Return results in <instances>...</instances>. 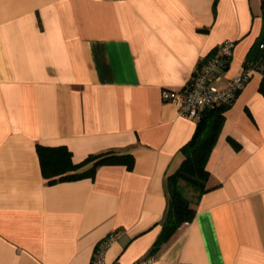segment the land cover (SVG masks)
<instances>
[{"label":"crops","instance_id":"1","mask_svg":"<svg viewBox=\"0 0 264 264\" xmlns=\"http://www.w3.org/2000/svg\"><path fill=\"white\" fill-rule=\"evenodd\" d=\"M264 0H0V264H264L262 72L228 105L194 219L149 251L167 208L165 181L197 121L165 102L220 45L215 85L243 72ZM264 70V68H262ZM238 144L235 148L229 141ZM74 163L130 154L132 169L48 184L36 146ZM90 165L86 166V168Z\"/></svg>","mask_w":264,"mask_h":264},{"label":"trees","instance_id":"2","mask_svg":"<svg viewBox=\"0 0 264 264\" xmlns=\"http://www.w3.org/2000/svg\"><path fill=\"white\" fill-rule=\"evenodd\" d=\"M262 11H264V4H262ZM262 19H264V12H262ZM210 57L212 56L204 58L202 62ZM262 68H264V27L243 64V72L247 70L262 72L259 91L264 94V70ZM227 107L228 105H222L214 110L204 111L197 121L192 137L181 148L183 160L179 168L168 175L165 181L167 208L161 223V232L149 251L150 256L157 254L173 239L183 225L194 219L196 210L192 204L193 199L198 200L209 190L207 182L210 174L207 170V162L223 127ZM229 141L235 148H238L235 141L232 139ZM36 150L42 175L48 184L93 177L96 169L103 165L125 166L129 170L134 165V158L130 154L107 152L89 156L76 164L72 161L71 152L65 146L37 145ZM88 165L90 167L86 168Z\"/></svg>","mask_w":264,"mask_h":264},{"label":"built area","instance_id":"3","mask_svg":"<svg viewBox=\"0 0 264 264\" xmlns=\"http://www.w3.org/2000/svg\"><path fill=\"white\" fill-rule=\"evenodd\" d=\"M233 45V41H224L217 54L195 68L190 80L180 91H163V100L174 104L180 117L199 120L204 111L214 110L234 101L237 93L249 80L251 71H244L234 77L225 88L215 85L219 72L226 68L231 58ZM107 245V239L98 243L91 264H105L104 254Z\"/></svg>","mask_w":264,"mask_h":264},{"label":"rangeland","instance_id":"4","mask_svg":"<svg viewBox=\"0 0 264 264\" xmlns=\"http://www.w3.org/2000/svg\"><path fill=\"white\" fill-rule=\"evenodd\" d=\"M186 195H187V193H186Z\"/></svg>","mask_w":264,"mask_h":264}]
</instances>
